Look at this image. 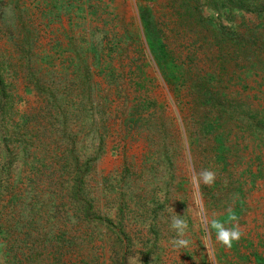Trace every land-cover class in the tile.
<instances>
[{
  "label": "rangeland",
  "instance_id": "rangeland-1",
  "mask_svg": "<svg viewBox=\"0 0 264 264\" xmlns=\"http://www.w3.org/2000/svg\"><path fill=\"white\" fill-rule=\"evenodd\" d=\"M256 21L215 0H0V54L38 59L31 82L16 65L14 117L40 130L16 160L0 110V187L6 157L23 177L0 195V264H264V71L236 33ZM230 211L225 248L210 221Z\"/></svg>",
  "mask_w": 264,
  "mask_h": 264
},
{
  "label": "trees",
  "instance_id": "trees-1",
  "mask_svg": "<svg viewBox=\"0 0 264 264\" xmlns=\"http://www.w3.org/2000/svg\"><path fill=\"white\" fill-rule=\"evenodd\" d=\"M215 4L219 10L228 6L231 10H242L255 14L258 21L254 24H247L246 30L242 31L237 29L236 33L238 38L244 41L245 49L248 54L254 58L252 59L251 65L254 67L260 66L264 71V0H215ZM37 60L36 57H29L26 59L20 58V61L16 60L15 62L9 57L0 54V110H4L5 114L10 113L8 114V119L5 120L4 123V126H9L7 129L9 133H7L8 135H4L2 139H4V143H6L5 151L11 154V156L16 157V160H20L17 157L21 158V156L25 154L27 147H35L40 130H37L29 124L28 120H30V118L25 117L21 121H17L14 117L17 115L16 111L18 108L14 107V95L11 91L13 84L12 80L14 76L18 74V69L16 67V65H18L19 68H21V66L26 67L27 72L24 75H27L28 79L25 78L27 81L31 82L35 76L33 71L38 63ZM37 81L38 80H36L35 83ZM20 117H24V114H20ZM28 153L31 152L28 150ZM11 156L6 157L1 164L6 174H8V176L10 174V177L13 175V173L11 174L13 168L9 167ZM61 166L62 169L65 168V165ZM10 177H8L6 183L0 187V195L10 193L12 189L18 187L17 183L23 180L21 169L16 173L14 182L10 181ZM70 179L72 181L70 185L72 191L77 194L85 193V174L83 170L77 169L75 175L71 176ZM11 199H16L13 194L11 195Z\"/></svg>",
  "mask_w": 264,
  "mask_h": 264
},
{
  "label": "clouds",
  "instance_id": "clouds-1",
  "mask_svg": "<svg viewBox=\"0 0 264 264\" xmlns=\"http://www.w3.org/2000/svg\"><path fill=\"white\" fill-rule=\"evenodd\" d=\"M215 179L216 173L212 170L203 169L198 173L190 170V180L194 187H198L201 183L206 186H211ZM233 222L235 223L233 224ZM210 227L215 231L216 242L225 248H231L233 243L238 242L243 234V230L239 227L238 218L231 211L223 221L212 219L210 221ZM169 228L176 233V237L170 241L173 249L176 251L187 249L192 243L190 238L187 237V220L181 218L179 215H173L170 218ZM204 245L207 248V240L204 241ZM130 264H135V259L132 257H130Z\"/></svg>",
  "mask_w": 264,
  "mask_h": 264
}]
</instances>
